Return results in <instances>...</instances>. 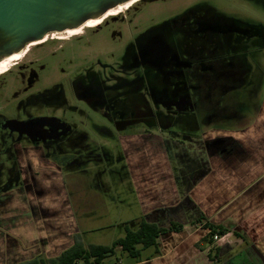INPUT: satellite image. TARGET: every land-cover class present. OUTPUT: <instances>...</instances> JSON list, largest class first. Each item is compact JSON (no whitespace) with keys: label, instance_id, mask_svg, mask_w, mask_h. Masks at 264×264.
I'll return each instance as SVG.
<instances>
[{"label":"rangeland","instance_id":"1","mask_svg":"<svg viewBox=\"0 0 264 264\" xmlns=\"http://www.w3.org/2000/svg\"><path fill=\"white\" fill-rule=\"evenodd\" d=\"M124 9L112 14L118 16H108L103 23L82 28L71 36L61 32L49 33L47 37L70 38L49 43L47 51L52 54L45 52L46 74L59 78L62 68L68 75L71 87L77 76H85L89 70L95 72L105 86H116L124 76L119 77L110 68L127 61L133 43L141 37L143 31L176 19L192 9L208 10L220 17L239 21L241 25L261 24L264 28V0H137ZM164 35L166 41L177 50L184 44L188 47L191 45L193 49L199 44L204 45L205 49L211 47V43L200 35L185 36L181 32ZM232 45H235L239 63L243 64L244 70L248 69L243 76L244 81L236 89L214 90L211 101L199 103L194 110L163 109L148 102V118L155 121L153 126H149V136L152 138L149 141L147 139L148 154L144 152L141 155L136 150L128 153L131 141L129 143L124 140L129 144H125L126 154L122 159V150L116 148L115 142L112 144L111 139L101 140L103 134H99L92 126L104 123L99 112L84 106L80 112L82 123L75 126V131H85L83 151L67 158L56 155L54 159L63 167L62 177L52 172L49 174L50 181L45 186L48 193H43L44 185L36 186L35 201L46 204L42 207L43 212L34 210L25 192L12 202L0 200V264H23L26 259L37 254L53 257L75 242L109 245L124 235L126 227L135 229V218L139 216V210L134 179L141 178V173L133 179L135 191L131 184L132 172L125 171V163L127 167L135 166L137 169L155 165L144 178L157 180L162 151L158 149L161 148L159 141L153 139V136H157L160 129L197 140L198 145L204 131L237 129L252 121L255 108L264 100L263 42L259 37L246 38L233 40ZM13 61L6 62L4 66H9ZM98 62L108 67L102 69ZM186 80L192 83L193 77L187 75ZM215 105L219 109L214 108ZM234 106L240 111V117L225 119L224 116L229 115L230 108ZM222 107L225 109H220ZM179 136L175 139H179ZM145 141L142 146H146ZM102 143L111 146V154L105 156L107 159L97 147ZM164 153L169 162L170 155L166 151ZM1 169L3 180L5 169ZM42 193L45 197H37ZM132 260L126 253L116 249L115 254L107 256L101 264H128Z\"/></svg>","mask_w":264,"mask_h":264},{"label":"flooded vegetation","instance_id":"2","mask_svg":"<svg viewBox=\"0 0 264 264\" xmlns=\"http://www.w3.org/2000/svg\"><path fill=\"white\" fill-rule=\"evenodd\" d=\"M107 15L118 16L105 14L97 24L109 18ZM82 28L89 27L82 26L77 32ZM169 32L200 35L211 43V47L205 49L199 44L193 49L184 44L177 50L166 41L164 34ZM47 35L26 45L23 54L10 63L7 71L0 73V200L12 202L25 192L32 198L30 205L33 208L37 184L47 186L51 172L62 177L63 167L55 156L67 158L83 151L85 131H75V126L82 123L80 112L84 106L99 112L104 123L92 126L103 134L101 140L115 142L116 148L122 150V159L126 154L125 144L130 141L128 153L136 150L143 155L147 152V139L152 138L149 126L155 124L148 118L149 101L163 109L194 110L199 103L209 102L214 90L236 89L244 81L248 69L244 70L243 64L239 63L233 40L259 37L264 51L261 24L241 25L239 21L220 17L208 10L192 9L143 31L133 43L127 61L110 68L119 77L124 76L116 86H105L95 72L88 70L85 76L80 74V77L73 78L70 87L68 75L62 68L60 77L54 78L52 74H46L48 69L44 66L45 54H52L47 51L49 43L70 37L57 39ZM98 64L102 69L108 67L101 62ZM187 75L193 77L192 83L187 82ZM260 106L255 108L256 112ZM215 107L219 109L218 105ZM230 109L231 113L224 116L225 119L240 117L235 106ZM159 132L153 139L159 141L161 148L158 149L166 151L172 161L178 152L186 154L187 149H193V139L171 131L160 129ZM176 136L179 139H175ZM145 139L146 146H142ZM97 147L104 157L111 154L108 143ZM125 165L127 172L128 164ZM1 168L5 169L3 180Z\"/></svg>","mask_w":264,"mask_h":264},{"label":"crops","instance_id":"3","mask_svg":"<svg viewBox=\"0 0 264 264\" xmlns=\"http://www.w3.org/2000/svg\"><path fill=\"white\" fill-rule=\"evenodd\" d=\"M197 143L186 154L178 152L175 161L168 162L162 150L157 180L144 178L155 165L128 167L131 184L141 173L134 179L137 191L132 184L139 210L134 225L143 219L158 227L181 226L160 235L156 248H146L140 260L128 264H264L252 248L264 258V100L252 121L237 129L207 131ZM38 203L34 210L43 212L46 204ZM205 223L228 231L211 243L204 241ZM210 247L218 248L214 259Z\"/></svg>","mask_w":264,"mask_h":264},{"label":"water","instance_id":"4","mask_svg":"<svg viewBox=\"0 0 264 264\" xmlns=\"http://www.w3.org/2000/svg\"><path fill=\"white\" fill-rule=\"evenodd\" d=\"M130 0H0V59L52 32L103 16ZM254 252L264 262L262 254Z\"/></svg>","mask_w":264,"mask_h":264},{"label":"trees","instance_id":"5","mask_svg":"<svg viewBox=\"0 0 264 264\" xmlns=\"http://www.w3.org/2000/svg\"><path fill=\"white\" fill-rule=\"evenodd\" d=\"M202 218L201 216L200 219ZM204 227L208 228V234L205 236L204 241L210 243L214 234L223 235L228 231L222 225H213L211 223H205ZM180 229L181 226L173 222L168 227H158L153 223L140 219L135 229L126 227L124 235L116 238L109 245L75 242L63 249L56 256L45 257L38 255L26 259L23 264H101L107 256L115 254L116 249H120V251L126 253L133 260L138 261L141 259L143 250L149 247L156 248L160 235L169 231H179ZM233 233L248 244L245 236L235 231ZM217 252V247H210L208 252L209 257L214 259L217 256Z\"/></svg>","mask_w":264,"mask_h":264},{"label":"bare ground","instance_id":"6","mask_svg":"<svg viewBox=\"0 0 264 264\" xmlns=\"http://www.w3.org/2000/svg\"><path fill=\"white\" fill-rule=\"evenodd\" d=\"M131 2H134V0H130V1H128V2H126V3H124V4H122V5L117 6L116 8L110 9V10H108L105 14H113V13L115 14L116 12H118V11L124 9V8H127ZM105 14H104V15H105ZM104 15H103V16H104ZM103 16H101V17H99V18H97V19H90V20L86 21L83 25H81V26H79V27H77V28H74V29H68V30H65V31H63V32H61V33H67V35H72V34H74L75 32H77V30H78L80 27H82V26L90 27V26H93V25H95V24L97 25V23L99 22V20H100ZM107 16H108V15H107ZM27 45H28V44H27ZM23 49H24V48H23ZM23 49H22L21 51H19V52H14L13 54H11V55H9V56H5V57H3V58L0 59V73H1V72H4V71L8 68V66H7V67L4 66L6 62L11 61V60H12V61H13V60H17V59L23 54V52H22Z\"/></svg>","mask_w":264,"mask_h":264},{"label":"built area","instance_id":"7","mask_svg":"<svg viewBox=\"0 0 264 264\" xmlns=\"http://www.w3.org/2000/svg\"><path fill=\"white\" fill-rule=\"evenodd\" d=\"M213 239H214V240H217V239H218V235H217V234H214V235H213Z\"/></svg>","mask_w":264,"mask_h":264}]
</instances>
